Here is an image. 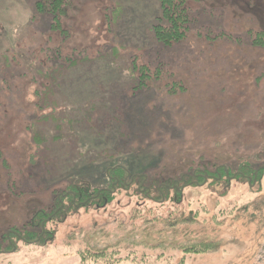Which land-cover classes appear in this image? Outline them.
<instances>
[{
  "label": "rangeland",
  "instance_id": "rangeland-1",
  "mask_svg": "<svg viewBox=\"0 0 264 264\" xmlns=\"http://www.w3.org/2000/svg\"><path fill=\"white\" fill-rule=\"evenodd\" d=\"M35 1L0 0V264H81L80 251L121 239L170 248L162 254L133 247L130 259L118 264H264V212L253 223L233 212L234 202L241 204L249 195L239 179L228 190L185 189L190 204L182 210L206 208V224L165 229L155 221L161 212L154 203L139 211L134 191H121L109 211L77 212L49 226L51 239L35 242L30 236L56 195L82 184L107 189L109 169L122 167L132 179L145 176V183L189 176L205 165L226 164L233 172L251 160L264 131V49L251 45V33L264 29V12L257 16L233 0H194L188 2L187 38L164 45L152 32L160 16L158 0H119L117 40L104 15L118 0H77L85 7L66 44L74 55L82 52L77 59L90 53L91 62L77 60L68 87L61 83L53 96L55 108L35 110L36 87L21 73L53 23L50 14H37ZM63 39L58 34L57 47ZM142 66L151 74L161 67V76L143 80ZM80 82L82 93L73 91ZM48 112L54 119L44 125L50 134L35 152L31 123ZM263 195L264 177L262 193L251 199ZM119 222L124 226L118 230ZM11 230L20 237L3 239ZM201 240L217 241L219 249L185 255L176 248ZM160 253L171 259L157 261Z\"/></svg>",
  "mask_w": 264,
  "mask_h": 264
},
{
  "label": "trees",
  "instance_id": "trees-1",
  "mask_svg": "<svg viewBox=\"0 0 264 264\" xmlns=\"http://www.w3.org/2000/svg\"><path fill=\"white\" fill-rule=\"evenodd\" d=\"M192 1L194 0H158L160 16L157 17V23L152 26V32L159 43L171 45L175 42L184 41L187 38L190 23L192 22L190 16L191 8L189 6ZM233 2L241 3L245 9L255 12L257 16H259V13L264 12V0H233ZM77 3V0L35 1L37 14H50L53 16V23L50 28L51 33L49 36H45L41 45H38V48L35 47L34 53H31L32 63L29 64V69L21 73L32 80L33 85L36 87L34 94L37 97V101L33 103L35 110H46L50 106L51 108H55V99L53 101V98L62 90L61 83L68 87L66 82L68 81V74L72 72L70 69L74 67V64H79L77 60L81 59L75 58V55L77 54L76 56L78 57L82 52L77 50L74 55L73 50L66 44L69 35H73L78 15L85 7L79 6V3ZM119 3L118 0L116 7L112 8L109 15H104L106 25L109 31L113 33L112 37L115 40L119 39V34L114 35V32L122 18V8ZM70 20L74 22L72 26L68 25ZM252 33L251 45L256 49H264V29L262 31L252 30ZM58 34L63 35L64 39L59 41V46L57 47L56 38ZM46 40L47 42H44ZM64 41L65 44L63 45ZM119 44L124 46L122 43ZM81 60L87 63L91 62V54H85V57ZM4 65H9V62L6 61ZM142 67L140 70L143 71L141 73L143 80L149 79L152 75L158 78L161 76V67L156 68L155 74H151L150 70L145 66ZM64 80L65 82H63ZM49 120H54L52 112L36 118L31 123L32 127H30V130L32 141L35 144L33 146L35 152H38L37 148H43V140L50 134L48 126H44ZM60 125L59 123L58 126ZM261 133L260 142H255L256 146L253 152L258 149L260 151L258 150L257 153L251 151V160L249 158L244 160L245 162H243L242 166L237 171L233 170V172L226 164L212 165L210 169L205 165V169H194L191 171L193 174L189 176L151 178L152 181L143 183L145 176H138L132 179L131 175L122 167L109 169L107 179L112 185L107 189H90L89 186L82 184L77 190H67L63 194H59V196L56 195L50 209L44 210L43 217L39 218V223L32 224V227L37 228L38 232H31L30 236L35 242L42 241L48 237L51 239L54 233L50 230L49 226H59L60 223H64L69 218L76 216L77 212L84 210L93 215H100L102 212L109 211V207L114 204L116 196L121 191H134L136 194L135 198L138 199V207L135 208L139 211H141L139 206L147 207L148 203H154L161 212V215L155 221H158L157 223L161 224L165 229L175 228L180 224L190 226L199 221L200 224H206L207 220L205 216L209 214L206 208L203 209L204 211L198 207L192 208L193 210L189 212L182 210V208H188L190 204L184 199L185 189L190 187L208 189L210 187L222 186L228 190L231 187V181L237 179L240 180V185L248 186L249 195L247 200L244 198L245 201L241 204L234 202L235 210L233 212L237 214L238 218L243 215L253 223L258 216H261V212H264V195L259 200H256V198L251 199L252 196L262 193L264 157L261 155V150L264 151V148L261 149V144L264 145V131ZM176 209L180 211L177 214ZM163 210L167 211L164 212ZM201 211H203L202 214H200ZM134 212L138 215L136 211ZM113 220H116V216H114ZM123 226L124 224L119 222L117 229L119 230ZM17 232V230H11L10 235L6 236L5 234L3 239L10 240L12 235L20 237ZM263 237L264 232L261 239ZM141 246L147 250L148 248L152 250L159 249L162 251V254H166L164 251L170 248V245L157 244L156 246H149L146 243H142L141 245L138 242H133L131 239H121L117 243L115 242L98 249L96 246L92 247V249H88L87 247L85 250L79 252V257L81 264H87V262H92L93 264H118L130 259V255L134 254L132 253L133 247L139 248ZM176 248L185 255H200L217 251L219 249V242L201 240L180 244ZM162 254L157 257V261H169L171 259L169 256L163 257ZM122 255H125L126 259H123ZM260 257L261 261L264 262V244L261 246Z\"/></svg>",
  "mask_w": 264,
  "mask_h": 264
},
{
  "label": "crops",
  "instance_id": "crops-1",
  "mask_svg": "<svg viewBox=\"0 0 264 264\" xmlns=\"http://www.w3.org/2000/svg\"><path fill=\"white\" fill-rule=\"evenodd\" d=\"M69 77H70V80H69V81L71 82V77H72V76H69ZM92 81H93V80H91V82H92ZM63 82H65V80H64ZM89 83H90V82H89ZM83 84H84V82H80V83H78L76 86L73 87V91H76V90H77V91H79V93H82L81 90H83V88H84V85H83ZM85 84H86V83H85ZM85 87L87 88L88 85L86 84ZM71 89H72V88H71ZM82 95H83L82 97L85 96V94H82ZM74 96H75L76 101L81 100L77 95L74 94ZM91 96H92V95H91Z\"/></svg>",
  "mask_w": 264,
  "mask_h": 264
}]
</instances>
